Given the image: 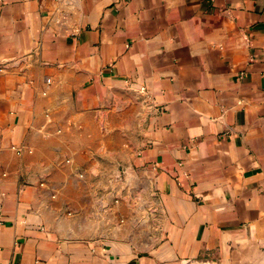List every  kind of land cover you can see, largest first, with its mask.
Masks as SVG:
<instances>
[{"label": "crops", "instance_id": "1", "mask_svg": "<svg viewBox=\"0 0 264 264\" xmlns=\"http://www.w3.org/2000/svg\"><path fill=\"white\" fill-rule=\"evenodd\" d=\"M125 89L151 105L132 165L147 231L52 226L47 186L67 170L76 190L78 169L56 155ZM251 240L264 241V0H0V264H188Z\"/></svg>", "mask_w": 264, "mask_h": 264}, {"label": "rangeland", "instance_id": "2", "mask_svg": "<svg viewBox=\"0 0 264 264\" xmlns=\"http://www.w3.org/2000/svg\"><path fill=\"white\" fill-rule=\"evenodd\" d=\"M107 97L106 104L93 110L88 127L90 135L77 139L76 152L59 153L55 157L61 166L76 162V190L68 171L59 170L60 177L56 176L55 184L47 186L50 200L46 202V209L52 226L68 230L92 227L95 233L103 231L111 240L124 231V238L131 240L136 230L147 231L149 227L148 195L134 186L132 165L146 148L144 130L151 105L146 97L126 89L110 90ZM91 162L103 164L107 170L89 169ZM101 181H107L108 187H102ZM75 191L74 201L71 198ZM93 193L95 200H92ZM106 193L108 196L104 198L102 195ZM153 212L156 215L157 209ZM141 236L147 238V234ZM188 264H264V241L240 243L224 256L216 253L215 258L210 253L205 259Z\"/></svg>", "mask_w": 264, "mask_h": 264}, {"label": "built area", "instance_id": "3", "mask_svg": "<svg viewBox=\"0 0 264 264\" xmlns=\"http://www.w3.org/2000/svg\"><path fill=\"white\" fill-rule=\"evenodd\" d=\"M146 89L142 88V92L145 94ZM147 97V96H146Z\"/></svg>", "mask_w": 264, "mask_h": 264}]
</instances>
